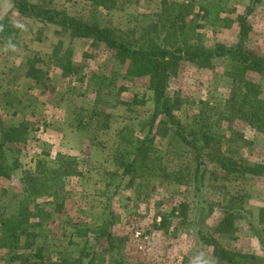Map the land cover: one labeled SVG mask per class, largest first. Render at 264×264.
Instances as JSON below:
<instances>
[{"label": "rangeland", "instance_id": "rangeland-1", "mask_svg": "<svg viewBox=\"0 0 264 264\" xmlns=\"http://www.w3.org/2000/svg\"><path fill=\"white\" fill-rule=\"evenodd\" d=\"M31 1H49L69 15L131 36L144 25L157 26L154 14L161 3L107 0L105 8L92 0ZM168 1L193 6L187 21L197 13V0ZM228 5L233 11L221 13L214 26L198 17L203 26L186 36L209 49L235 46L242 34L244 46L264 56V0ZM0 30V136L9 127L26 133L1 148L3 162L16 168L0 174V264H106L107 232L114 237L113 259L121 264H227L214 255L215 244L264 264V223L258 220L264 178L226 175L207 158L197 174L194 151L170 139L171 132L154 139L155 170L135 164L133 173L123 174L118 165L123 150L148 130L154 105L146 86L150 78H124L120 54L22 17L10 0H0ZM66 50L69 70L60 62ZM228 67L223 58H213L209 68L179 61L167 88L177 102L175 117L186 132L193 127L213 138L206 146L200 141L204 152L220 150L242 164L264 163V73L246 78L260 104L256 129L230 113L235 85ZM27 198L25 227L9 239L1 221L16 215ZM224 209L234 218L219 232Z\"/></svg>", "mask_w": 264, "mask_h": 264}, {"label": "trees", "instance_id": "trees-1", "mask_svg": "<svg viewBox=\"0 0 264 264\" xmlns=\"http://www.w3.org/2000/svg\"><path fill=\"white\" fill-rule=\"evenodd\" d=\"M196 2L197 13L193 14L192 19L187 21L193 7L191 4L161 0L160 10L154 14L157 26L144 25L136 36H131L113 26L101 25L97 21L88 22L69 15L63 9L52 7L49 1L35 3L31 0H10L12 8L22 17L55 25L73 38L91 40L120 54L125 65L124 78H150L146 86L152 93L154 105L148 121V130L146 135L136 144H132L129 139L121 137L123 142L132 144L129 149L123 150V155L118 161L123 174L133 173L136 169L135 164L147 165V170H155L156 167L151 164V156L155 153L154 139L157 135L164 136L171 132L170 139L181 141L194 151L197 174L198 168L205 164L204 159L207 158L226 175L250 174L264 178V163L242 164V162L220 153V150L215 153L204 152V146L200 141H203L206 146L213 138L204 131H199L193 127L186 132L175 117L174 109L177 102L167 93L173 67L179 61L186 60L198 68H209L212 66L213 58H223L229 64L226 74L235 85L229 103L231 115L243 121L250 128H259L261 122L258 98L246 78L248 73H264V56L248 50L242 42V34H240L241 38L237 44L231 47L216 44L213 48L207 49L198 41L191 43L190 39H195V37L192 35L189 36L190 38L187 37L186 31L203 26L197 23L198 17L204 19L205 24L214 26L221 13L233 11L229 8V0H197ZM92 4L108 7L107 0H92ZM249 11L248 7L246 14ZM240 18L244 21L245 15ZM56 54L57 52L54 53V55ZM70 55L71 52L66 50L60 59L61 63H65L66 70L73 68ZM138 103L143 104L144 102L138 101ZM99 115V112H94V116ZM25 134V131H22L20 127H9L2 134L3 136H0V174L2 170L10 171L16 168L15 166L10 168L3 162L2 146L5 142L22 141ZM149 160L150 164L147 162ZM23 182L25 184V181ZM29 204L28 198L21 200L18 203L17 214L1 221L2 229L4 227V231L9 232V239L16 238L17 232L25 227L29 214ZM34 208L37 210L36 206ZM233 218L234 213L229 209H224V215L217 224L218 231L225 232ZM258 220L260 223H264V207L259 210ZM160 222L163 223V219ZM81 235L84 236L85 233H81ZM105 238L108 245L107 253L110 258L106 264H121L120 259H113V235L107 232ZM40 252L41 249L36 248L34 257L39 258ZM213 253L227 264H248L249 260L255 264L254 255L230 252L216 244L213 245ZM58 264H62V262Z\"/></svg>", "mask_w": 264, "mask_h": 264}, {"label": "clouds", "instance_id": "clouds-1", "mask_svg": "<svg viewBox=\"0 0 264 264\" xmlns=\"http://www.w3.org/2000/svg\"><path fill=\"white\" fill-rule=\"evenodd\" d=\"M21 27H23V26L21 25ZM200 264H208V261H206V260H201V261H200Z\"/></svg>", "mask_w": 264, "mask_h": 264}]
</instances>
